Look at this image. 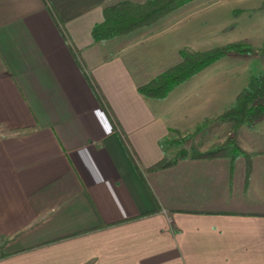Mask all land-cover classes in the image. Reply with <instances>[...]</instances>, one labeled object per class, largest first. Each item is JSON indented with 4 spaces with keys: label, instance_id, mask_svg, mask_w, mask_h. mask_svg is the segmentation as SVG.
Instances as JSON below:
<instances>
[{
    "label": "crops",
    "instance_id": "1",
    "mask_svg": "<svg viewBox=\"0 0 264 264\" xmlns=\"http://www.w3.org/2000/svg\"><path fill=\"white\" fill-rule=\"evenodd\" d=\"M113 1L0 0V264H264V152L167 149L132 30L91 36Z\"/></svg>",
    "mask_w": 264,
    "mask_h": 264
},
{
    "label": "rangeland",
    "instance_id": "2",
    "mask_svg": "<svg viewBox=\"0 0 264 264\" xmlns=\"http://www.w3.org/2000/svg\"><path fill=\"white\" fill-rule=\"evenodd\" d=\"M260 1L190 0L106 44L116 46L124 40H133L135 44L130 45L125 56L136 60V72H141L144 78L177 63L180 49L203 51L231 41L253 46L251 53H232L219 58L161 97V105L166 106L177 128V132L169 134L167 149L187 151L195 146L206 150L223 143L232 132L229 122L215 124L208 132L194 128L208 114L227 108L249 76L264 68V6H260ZM242 128L247 138V126L239 129ZM254 129L256 135L264 133V119ZM237 143L239 146L238 139Z\"/></svg>",
    "mask_w": 264,
    "mask_h": 264
},
{
    "label": "trees",
    "instance_id": "3",
    "mask_svg": "<svg viewBox=\"0 0 264 264\" xmlns=\"http://www.w3.org/2000/svg\"><path fill=\"white\" fill-rule=\"evenodd\" d=\"M190 0H116L104 5L103 19L93 25L91 36L100 41L129 32L139 26L149 24L166 13L176 9ZM264 6V0L261 5ZM253 46L244 41H231L203 51L180 49V60L154 75L146 82L137 86V91L146 97H163L173 86L186 82L199 71L219 58L235 53H251ZM264 117V68L251 74L245 86L240 89L233 102L224 110L205 117L194 130L208 132L211 126L229 122L231 131L221 144L200 151L192 146L187 151L182 150L177 157L215 158L228 156L234 158L241 155L244 158L245 172L251 168V158L254 153L264 152L260 149L254 152H244L236 139V131L242 127H255ZM169 137L162 142L169 141ZM177 141L178 139H174ZM170 162L164 159L152 165L151 169L165 167Z\"/></svg>",
    "mask_w": 264,
    "mask_h": 264
}]
</instances>
